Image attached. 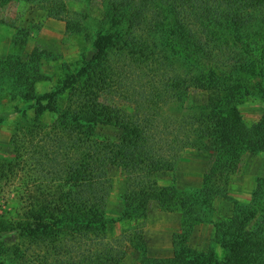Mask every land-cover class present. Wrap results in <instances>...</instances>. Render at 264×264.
<instances>
[{
  "label": "trees",
  "instance_id": "16d2710c",
  "mask_svg": "<svg viewBox=\"0 0 264 264\" xmlns=\"http://www.w3.org/2000/svg\"><path fill=\"white\" fill-rule=\"evenodd\" d=\"M41 1L67 29L87 33L88 16L71 13L65 0ZM104 1L110 19L99 21L94 31L106 35V43L90 59L84 55L80 66H61L50 93L52 119L35 116L27 133L14 135L16 156L8 165L12 170L33 165L36 192H28L24 226L13 229L21 230V240L6 249L12 259L2 257L1 264H121L127 240L143 243V230L136 226L132 235L110 238L115 221L108 216L110 166L124 172L125 217H147L156 200L163 209L183 212L187 235L198 222L191 212L196 194L190 201L188 192L160 186L157 171L174 169L190 147L215 152L217 166L224 162L215 173L226 174L235 172L244 150H264V113L248 124L239 109L251 95L241 76L260 64L243 52L264 35V0ZM258 26L263 32L253 31ZM192 87L209 92L206 104L186 105ZM114 91L122 93L128 110L102 101L103 93ZM101 121L119 127L120 138H95ZM214 177L206 183L224 194ZM256 195L264 210V186ZM202 196L210 199L204 191ZM232 217L218 226L215 240L229 255L193 249L176 235L175 263L264 264V217L249 230L242 224L245 231ZM227 229H239L240 238L228 241Z\"/></svg>",
  "mask_w": 264,
  "mask_h": 264
},
{
  "label": "rangeland",
  "instance_id": "374dc122",
  "mask_svg": "<svg viewBox=\"0 0 264 264\" xmlns=\"http://www.w3.org/2000/svg\"><path fill=\"white\" fill-rule=\"evenodd\" d=\"M65 4L71 13L89 17L83 23L87 28L84 36L67 29L65 20L49 15L41 0H0V259L9 258L8 261L12 255L7 254L6 249L21 240V230L13 229L24 226L21 221L31 208L28 192H36L31 187L35 173L33 165L23 167L24 170L20 167L12 170L8 165L16 156L14 135L27 133L35 116L41 115L46 122L52 119L50 93L57 71L64 65L80 66L84 55L90 59L98 50L97 46L108 39L99 30L94 31L99 21L110 19L104 0H65ZM255 30L263 32V27ZM216 37L224 40L223 36ZM255 38L251 44H245L243 53L251 60L257 58L260 64L253 73L241 76L247 79L251 91L239 105L248 124L258 123L264 113V35ZM246 65H239L236 71L243 70ZM121 94L119 91L103 93L101 99L128 110ZM209 97L207 90L192 87L186 105H204ZM93 131L95 138L110 141L122 135L119 127L102 121ZM223 166L224 162L217 166L215 152L190 147L183 151L174 169L157 171L160 186L188 192L190 201L191 193L196 194V205L191 212L198 222L187 235L183 228V212L163 209L156 200L151 201L147 217L140 220L125 217L126 202L121 198L124 172L121 167L110 166L108 173L113 189L108 198V216L115 218L109 226L110 238L116 239L124 233L132 235L136 226L143 230V243L133 244L127 240V253L121 264H176L173 243L176 235L182 236L178 238L193 249L214 251L220 258L229 255L223 242H215L218 226L235 215L233 223L245 231L242 224L249 230L250 225L264 217L256 195L259 187L264 186V150H244L234 173H220V170L215 173ZM212 177V183L217 182L224 194L206 183ZM202 191L210 199L206 200ZM3 224L12 226V231H3ZM239 234V229H227V240L233 242L236 237L240 238Z\"/></svg>",
  "mask_w": 264,
  "mask_h": 264
}]
</instances>
